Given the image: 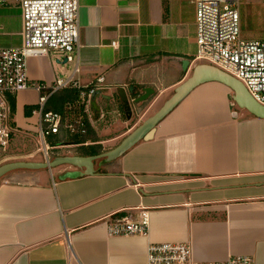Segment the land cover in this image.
<instances>
[{"label":"crops","instance_id":"0c3cea01","mask_svg":"<svg viewBox=\"0 0 264 264\" xmlns=\"http://www.w3.org/2000/svg\"><path fill=\"white\" fill-rule=\"evenodd\" d=\"M78 2L77 56L64 64L63 52L33 54L27 72L50 85L72 77L76 88L104 76L87 116L108 151L204 63L196 42L197 0ZM20 4L0 6V48L22 44ZM238 10L243 38L264 39V0H241ZM147 86L156 94L146 106L122 102L121 90L138 96ZM40 94L28 88L12 96L20 135L36 134V112L26 117L25 107L38 106ZM117 122L122 126L112 130ZM63 130L60 143L84 156L69 140L75 133ZM94 164L93 175L65 178L78 170L63 165L17 169L0 180V264H148L149 243L166 241L187 242L200 263L249 255L264 264V118L239 107L225 84L195 86L160 120L152 139L140 138L120 156ZM139 207L149 210L147 236L108 235L107 220Z\"/></svg>","mask_w":264,"mask_h":264},{"label":"built area","instance_id":"2783aa9c","mask_svg":"<svg viewBox=\"0 0 264 264\" xmlns=\"http://www.w3.org/2000/svg\"><path fill=\"white\" fill-rule=\"evenodd\" d=\"M8 0H0V6ZM241 0H197L196 42L198 58L207 60L238 78L260 103L264 104V40L245 39L242 36L238 5ZM23 18L22 44L19 47L0 48V156L8 149L19 133L14 125L10 97L17 92L34 88L39 95L38 135L44 149H38L48 158V135L57 134L61 127L70 133H87V114L92 97L102 88L105 77L99 76L86 88L79 89V98L69 102L62 125L61 113L48 110L45 104L55 91L73 86L72 77L56 80L50 85L33 81L27 72L30 55H45L50 51L66 54L72 62L79 53V2L78 0H21ZM115 45V42L112 43ZM75 71H78L76 68ZM3 155V156H5ZM110 236H147L150 215L147 208L128 210L116 219L107 220ZM148 264H254L249 255L229 256L225 261L200 263L192 257L187 242L166 241L149 243L146 251Z\"/></svg>","mask_w":264,"mask_h":264},{"label":"water","instance_id":"95a60500","mask_svg":"<svg viewBox=\"0 0 264 264\" xmlns=\"http://www.w3.org/2000/svg\"><path fill=\"white\" fill-rule=\"evenodd\" d=\"M67 62L66 60L63 63L65 64ZM208 81H218L225 84L232 90L233 100L239 107L246 109L257 117L264 118V104L258 102L238 78L216 65L200 63L194 67L192 75L175 89L174 94L163 106L153 115L142 121V123L129 133L116 147L91 156L64 155L52 160L45 157L42 161L20 160L3 163L0 165V180L11 171L17 169H52L63 165H70L76 167V170H78L71 171L68 174L66 173L65 178L76 177L83 173L93 175L95 174L94 163L96 160L116 158L127 151L138 139H152L154 137L156 125L160 120L171 111L190 90ZM129 91V94H127L126 90H121L122 102H125V105L127 104L129 107L133 104L141 106V104L149 102L152 96L156 94V89L151 86L141 88L138 96H136V92L132 88Z\"/></svg>","mask_w":264,"mask_h":264},{"label":"trees","instance_id":"16d2710c","mask_svg":"<svg viewBox=\"0 0 264 264\" xmlns=\"http://www.w3.org/2000/svg\"><path fill=\"white\" fill-rule=\"evenodd\" d=\"M79 98L78 88L71 86L58 91H55L51 94L45 104V111L52 110L62 114L63 120L62 125L64 124L66 116L69 114L67 109V104L69 102H75ZM10 102L12 105V112L15 111V101L13 97H10ZM38 106H28L26 107V114H30L33 109H37ZM84 118L87 123V133L83 135L69 134V140H73L77 144V150L80 154L84 156L97 155L105 151L101 144V140L94 132L93 127L91 126L87 114H84ZM63 127H61L60 132L57 134H50L47 136L46 140L51 146L60 144V142L66 140V135H63ZM62 133V134H61ZM86 142H90L86 145ZM56 157L57 155H53Z\"/></svg>","mask_w":264,"mask_h":264},{"label":"rangeland","instance_id":"374dc122","mask_svg":"<svg viewBox=\"0 0 264 264\" xmlns=\"http://www.w3.org/2000/svg\"><path fill=\"white\" fill-rule=\"evenodd\" d=\"M262 40H264V39H262ZM200 61L204 62V63L212 64L211 62H209L207 60H203L202 59ZM166 95L167 94L163 95L161 98L159 97V100H158L157 104H155L154 107H152L151 111L148 112L146 114V116H148L151 112L156 110L161 105L162 99H164L166 97ZM154 98H155V95L152 96V99H150L149 102H147V104L150 103ZM38 101H39V99H38ZM144 105L146 106V103ZM28 106H31V105H28ZM28 106H26V107H28ZM32 106H34V105H32ZM26 107H25V115H26V117H29L31 112H30V114H26ZM37 109L36 110L33 109V110L37 111ZM34 114H36L37 118H38L37 122H36V124L38 125V128L35 131L36 134L32 135L30 137H26L24 135H20L19 133H17L15 135V138L13 139L9 149H8V152L6 153V155L3 154V155H5L4 157L8 156V157H6L7 160L5 161L4 159H2L0 161V165L5 163V162L14 161L15 159H12V158H17L19 160V158H22V156H24L26 154L30 156L29 157L30 161H42V160H44L45 155L43 153H39V150H38L40 147H41L40 149H44V148H42L43 147V143H42V141H41V139H40V137L38 135V132H39V114L37 112L34 113ZM134 117L135 118L133 119V121L135 119H138L139 115H134ZM120 118L122 120L125 119L126 118L125 113L121 112V117ZM13 122H14V125L18 127V125H17V123H16V121L14 119V114H13ZM122 124L123 123H121V122L120 123L117 122V125L114 124L112 130H116L117 128H119L120 125L122 126ZM116 134H118V132L117 133H111L110 135H107V137L114 136ZM115 144H116V142H112V143H109L107 146H113ZM45 145L50 147L49 150H48V158L50 160H52L51 155H53V154L55 155L56 153H59L61 155H73L75 153V148L73 146H71L72 144L68 146V145H64V144L60 143L58 147H54V146H51L46 140L45 141ZM52 169H54V168H52Z\"/></svg>","mask_w":264,"mask_h":264}]
</instances>
